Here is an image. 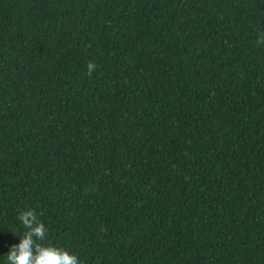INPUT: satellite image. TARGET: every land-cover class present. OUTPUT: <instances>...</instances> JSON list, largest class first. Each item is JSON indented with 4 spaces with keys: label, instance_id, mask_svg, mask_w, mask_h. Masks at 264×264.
Instances as JSON below:
<instances>
[{
    "label": "trees",
    "instance_id": "obj_1",
    "mask_svg": "<svg viewBox=\"0 0 264 264\" xmlns=\"http://www.w3.org/2000/svg\"><path fill=\"white\" fill-rule=\"evenodd\" d=\"M260 33L264 0H0V262L31 208L81 264H264Z\"/></svg>",
    "mask_w": 264,
    "mask_h": 264
},
{
    "label": "clouds",
    "instance_id": "obj_2",
    "mask_svg": "<svg viewBox=\"0 0 264 264\" xmlns=\"http://www.w3.org/2000/svg\"><path fill=\"white\" fill-rule=\"evenodd\" d=\"M257 42L264 43V33L257 36ZM87 67L91 70L92 63L89 62ZM17 219L24 231L22 235H16L18 240L3 253L6 264H81L75 253L44 242L45 225L37 219L31 208L19 212Z\"/></svg>",
    "mask_w": 264,
    "mask_h": 264
}]
</instances>
